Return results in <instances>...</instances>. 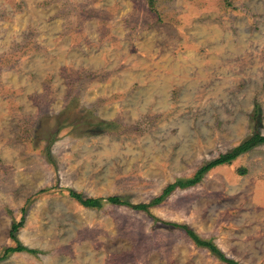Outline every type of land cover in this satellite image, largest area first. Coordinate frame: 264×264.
Wrapping results in <instances>:
<instances>
[{
	"label": "rangeland",
	"instance_id": "rangeland-1",
	"mask_svg": "<svg viewBox=\"0 0 264 264\" xmlns=\"http://www.w3.org/2000/svg\"><path fill=\"white\" fill-rule=\"evenodd\" d=\"M256 131L264 0H0V264H264V143L131 206Z\"/></svg>",
	"mask_w": 264,
	"mask_h": 264
},
{
	"label": "trees",
	"instance_id": "trees-1",
	"mask_svg": "<svg viewBox=\"0 0 264 264\" xmlns=\"http://www.w3.org/2000/svg\"><path fill=\"white\" fill-rule=\"evenodd\" d=\"M153 0H150V2ZM264 143V134H262L260 131H256L253 135L246 138L244 141H242L240 144L236 145L232 149H230L227 152L221 153L218 157L214 158L213 160H210L209 162L202 165L192 177L188 178H179L174 182L169 183L162 191V193L155 197L150 203L141 202L136 204H131L134 208L149 211V207L151 204L158 203L162 201L165 197H167L169 194H171L178 186L180 187H188L191 185H194L202 180L205 173L208 172L211 168L224 164V163H230L233 159L238 157L240 154L252 149L258 144ZM70 194L76 198L80 203H82L85 206L89 207H100L102 205V200L107 199L108 201L114 202V203H128L127 200H124L119 195H111L107 198L105 197H94V196H85L83 193L78 192L76 190H71ZM24 223V217H22L21 221L19 222H13L11 229H10V236L16 240L18 243L16 246H10L7 247L5 252L0 255V261L6 258L7 254L10 251H29V252H35L36 249L30 248L26 246L25 244H22L19 240H17L16 232L19 230V228ZM176 226L183 228L190 237L194 240V242L200 246H204L209 248L213 253H215L218 257H220L222 260L230 263V264H241L239 261L229 258L226 253L211 239H203L200 237L195 230L190 227L187 224H180V223H174Z\"/></svg>",
	"mask_w": 264,
	"mask_h": 264
}]
</instances>
